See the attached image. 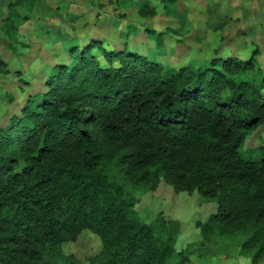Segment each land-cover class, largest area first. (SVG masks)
<instances>
[{"label": "trees", "instance_id": "16d2710c", "mask_svg": "<svg viewBox=\"0 0 264 264\" xmlns=\"http://www.w3.org/2000/svg\"><path fill=\"white\" fill-rule=\"evenodd\" d=\"M66 51L0 127V264H79L61 245L81 229L101 241L91 264H183L179 222L142 221L134 208L132 184L148 175L179 189L230 180L202 231L242 225L245 246L264 248V157L237 152L264 121L255 56L176 69L103 38Z\"/></svg>", "mask_w": 264, "mask_h": 264}, {"label": "rangeland", "instance_id": "374dc122", "mask_svg": "<svg viewBox=\"0 0 264 264\" xmlns=\"http://www.w3.org/2000/svg\"><path fill=\"white\" fill-rule=\"evenodd\" d=\"M138 1L0 0V127L20 113L30 94L45 90L47 75L67 58L66 48L92 38L176 69L249 56L256 58L253 75L264 69V0H149L152 9L141 13ZM237 152L264 157V121L245 135ZM229 182L213 190L179 189L163 176L148 175L132 184L134 208L142 221L162 215L179 222L176 249L188 248L189 255L183 264H264L260 243L244 244L248 228L213 220L202 231L220 205V188L227 191ZM256 225L263 227L264 218ZM61 247L79 264H91L101 241L81 229Z\"/></svg>", "mask_w": 264, "mask_h": 264}]
</instances>
